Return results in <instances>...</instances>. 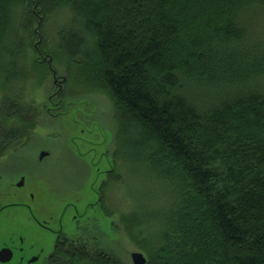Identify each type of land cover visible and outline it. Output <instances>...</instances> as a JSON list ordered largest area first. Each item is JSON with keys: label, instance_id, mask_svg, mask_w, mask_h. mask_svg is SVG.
Listing matches in <instances>:
<instances>
[{"label": "trees", "instance_id": "trees-1", "mask_svg": "<svg viewBox=\"0 0 264 264\" xmlns=\"http://www.w3.org/2000/svg\"><path fill=\"white\" fill-rule=\"evenodd\" d=\"M56 45L122 112L141 195L119 219L147 264H264V0H0V157ZM75 244L50 264H119Z\"/></svg>", "mask_w": 264, "mask_h": 264}, {"label": "rangeland", "instance_id": "rangeland-1", "mask_svg": "<svg viewBox=\"0 0 264 264\" xmlns=\"http://www.w3.org/2000/svg\"><path fill=\"white\" fill-rule=\"evenodd\" d=\"M37 27L35 23L34 28ZM54 57L58 66L48 62V58L38 59L47 60L44 79L38 67L31 73L39 82L28 88V107L21 120L37 121V127L10 145L0 157L1 171L15 172L22 165L52 167L53 170L46 173L45 178L37 176L39 174L27 178L21 188L17 187L20 177L14 176L13 186L0 190V208L21 203L32 208L36 215L52 211L57 217L66 206L74 205L78 210L75 215L79 217L72 220L74 212L70 211L64 220L68 241L78 246L81 238L86 239L89 251L98 246L113 254L117 263L133 264L132 254L143 253L131 233L126 234L119 217L131 213L132 206L138 205L136 199L141 192L138 193L137 183L139 169L132 161L131 152L123 147L119 154L125 140L122 112L108 93L93 92L91 86L79 85L71 74L56 68L59 64H68L57 45ZM42 152L48 155L41 160ZM115 165H124L121 186L109 176ZM63 186L67 188L65 192ZM7 193L13 196L8 198ZM30 194H34V199ZM26 206H12V217L1 223L0 248L11 240L20 247L22 237L27 246L26 238L30 236L25 230L28 227ZM103 208L114 214L107 217Z\"/></svg>", "mask_w": 264, "mask_h": 264}, {"label": "flooded vegetation", "instance_id": "flooded-vegetation-1", "mask_svg": "<svg viewBox=\"0 0 264 264\" xmlns=\"http://www.w3.org/2000/svg\"><path fill=\"white\" fill-rule=\"evenodd\" d=\"M0 165V190H4L7 187L13 186L14 176L20 177V181H26L28 178H33L35 175L45 178V175L49 174L50 170H53L52 167H39L36 165H22L21 167L16 168L15 172L1 171ZM8 167V165H7ZM47 173V174H46ZM32 180V179H31ZM19 181V182H20ZM18 182V184H19ZM24 186V185H23ZM18 187V186H17ZM67 188L62 187V190L65 192ZM62 191V192H63ZM9 197H12L13 194H6ZM30 198L34 199V194H30ZM14 205H24L21 203L17 204H5L0 208V234L1 226L4 221H8L11 215V208ZM72 206V205H71ZM28 210V219L26 218L28 227L25 230L29 233V238H26L27 246L25 239L22 237L19 239L20 247L16 246L14 241L9 243H3L0 251L3 249H10L13 252V258L11 262L7 264H50V261L53 260V256L56 253V250L60 248L64 241L67 239L66 233V223L64 222L65 217L69 214L70 211L74 212L72 215V220H77L79 217L78 210L76 206H66L65 209L60 213V216L56 217V214L52 211H48L43 215H36L34 210L29 206L25 207Z\"/></svg>", "mask_w": 264, "mask_h": 264}, {"label": "water", "instance_id": "water-1", "mask_svg": "<svg viewBox=\"0 0 264 264\" xmlns=\"http://www.w3.org/2000/svg\"><path fill=\"white\" fill-rule=\"evenodd\" d=\"M48 154L46 152H42L40 155V159L42 160ZM24 185V181H21L18 184V187L21 188ZM13 258V252L10 249H3L0 251V264H7L11 262ZM131 260L133 264H147V259L141 253H133L131 256Z\"/></svg>", "mask_w": 264, "mask_h": 264}]
</instances>
